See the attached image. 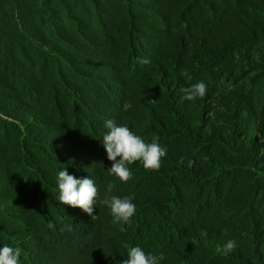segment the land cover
<instances>
[{"label":"trees","instance_id":"trees-1","mask_svg":"<svg viewBox=\"0 0 264 264\" xmlns=\"http://www.w3.org/2000/svg\"><path fill=\"white\" fill-rule=\"evenodd\" d=\"M198 81L206 95L182 99ZM108 119L158 136L160 169L109 174ZM260 137L264 0H0V247L20 264H120L134 246L159 264H264ZM63 168L94 180V220L59 201ZM113 181L130 224L101 203Z\"/></svg>","mask_w":264,"mask_h":264},{"label":"clouds","instance_id":"clouds-1","mask_svg":"<svg viewBox=\"0 0 264 264\" xmlns=\"http://www.w3.org/2000/svg\"><path fill=\"white\" fill-rule=\"evenodd\" d=\"M141 63H148L147 59L140 60ZM188 79H191L189 76ZM185 93L182 99L193 101L197 98L202 99L207 92V86L203 81L191 84L182 89ZM132 108L131 103H125L124 109L127 111ZM105 127L109 130L102 140L106 150L107 158L112 162L109 174L117 177L120 181L127 182L132 177V171L129 165L140 161L146 170H159L161 159L167 155V149L159 144V137L154 136L150 143L135 134L127 125H117V123L108 119L105 121ZM191 166V161L188 162ZM57 184L59 189V201L63 205L73 208H80L82 211L92 216L93 205L98 194L95 182L91 178L77 179L70 175L63 168L58 172ZM116 188L115 182L107 184V193L101 201L111 210L114 223L130 224L131 218L136 213V205L132 202L134 197L125 196L121 198L117 195H109ZM96 216H92L94 220ZM54 227L52 222L48 225ZM65 229L62 227L61 231ZM71 231V225L67 226ZM236 241L229 239L221 250V254L227 255L236 248ZM22 249L20 247H11L5 245L0 247V264H20ZM164 254L159 255L146 254L140 246L128 248L127 259L121 260L120 264H159L163 260Z\"/></svg>","mask_w":264,"mask_h":264},{"label":"rangeland","instance_id":"rangeland-1","mask_svg":"<svg viewBox=\"0 0 264 264\" xmlns=\"http://www.w3.org/2000/svg\"><path fill=\"white\" fill-rule=\"evenodd\" d=\"M260 140H261L262 145H263V148H264V137H260ZM261 159H262V163L264 164V150H263V153H262ZM235 181H236V182H243L241 176H237V177L235 178ZM258 199H260L259 196H258Z\"/></svg>","mask_w":264,"mask_h":264}]
</instances>
